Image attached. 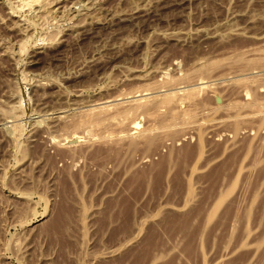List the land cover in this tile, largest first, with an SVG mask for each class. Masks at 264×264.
Instances as JSON below:
<instances>
[{"label": "rangeland", "instance_id": "1", "mask_svg": "<svg viewBox=\"0 0 264 264\" xmlns=\"http://www.w3.org/2000/svg\"><path fill=\"white\" fill-rule=\"evenodd\" d=\"M19 6L0 264H264V0Z\"/></svg>", "mask_w": 264, "mask_h": 264}, {"label": "bare ground", "instance_id": "2", "mask_svg": "<svg viewBox=\"0 0 264 264\" xmlns=\"http://www.w3.org/2000/svg\"><path fill=\"white\" fill-rule=\"evenodd\" d=\"M39 0H20V6L21 8L30 7L33 3L35 4ZM41 1V0H40ZM47 2V1H46ZM49 2V1H48ZM46 4V3H45ZM42 5V4H41ZM47 5V4H46ZM18 9V8H16ZM35 12V11H34ZM10 13V12H9ZM22 21V20H21ZM20 25V24H19ZM22 50V49H21ZM139 100V99H138Z\"/></svg>", "mask_w": 264, "mask_h": 264}]
</instances>
